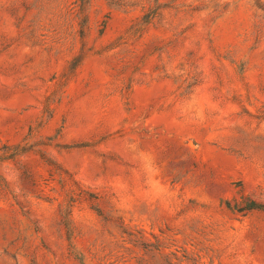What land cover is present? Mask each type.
<instances>
[{
  "label": "rangeland",
  "instance_id": "rangeland-1",
  "mask_svg": "<svg viewBox=\"0 0 264 264\" xmlns=\"http://www.w3.org/2000/svg\"><path fill=\"white\" fill-rule=\"evenodd\" d=\"M0 156V264H264V0H0Z\"/></svg>",
  "mask_w": 264,
  "mask_h": 264
},
{
  "label": "trees",
  "instance_id": "trees-1",
  "mask_svg": "<svg viewBox=\"0 0 264 264\" xmlns=\"http://www.w3.org/2000/svg\"><path fill=\"white\" fill-rule=\"evenodd\" d=\"M145 23H146V22H145ZM20 153H22V151H21V152L16 151V152H15V155L18 156ZM0 159H4V158H2V157L0 156ZM251 208H253V209H262L261 206L254 205V204H253V206H251Z\"/></svg>",
  "mask_w": 264,
  "mask_h": 264
}]
</instances>
